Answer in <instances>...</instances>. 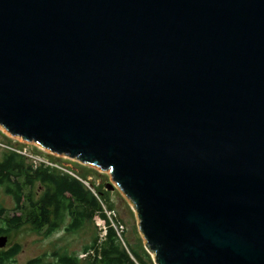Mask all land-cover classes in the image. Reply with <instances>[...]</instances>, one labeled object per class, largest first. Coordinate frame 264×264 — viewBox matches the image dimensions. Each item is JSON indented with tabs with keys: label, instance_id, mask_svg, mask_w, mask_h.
I'll list each match as a JSON object with an SVG mask.
<instances>
[{
	"label": "water",
	"instance_id": "1",
	"mask_svg": "<svg viewBox=\"0 0 264 264\" xmlns=\"http://www.w3.org/2000/svg\"><path fill=\"white\" fill-rule=\"evenodd\" d=\"M0 127L107 172L154 264H264V0H0Z\"/></svg>",
	"mask_w": 264,
	"mask_h": 264
},
{
	"label": "trees",
	"instance_id": "2",
	"mask_svg": "<svg viewBox=\"0 0 264 264\" xmlns=\"http://www.w3.org/2000/svg\"><path fill=\"white\" fill-rule=\"evenodd\" d=\"M69 172L43 163L33 165L14 151L4 154L0 159V186L12 199L13 210L19 212L10 222L12 227L16 230L22 225H29L33 231L49 235L67 222L66 232H76L98 214L105 221L106 233L94 258L81 259L66 252L54 251L50 254L54 264H135L134 258L139 264H150L134 249L123 247L104 212L102 197L105 193L101 188L89 181L87 175L77 174L74 170ZM107 207L112 208L111 204ZM98 238L95 237L89 247H97L94 244H98ZM19 251L17 244L12 255ZM145 255L148 259L149 255L144 251ZM42 258L30 259L26 264H51Z\"/></svg>",
	"mask_w": 264,
	"mask_h": 264
},
{
	"label": "rangeland",
	"instance_id": "3",
	"mask_svg": "<svg viewBox=\"0 0 264 264\" xmlns=\"http://www.w3.org/2000/svg\"><path fill=\"white\" fill-rule=\"evenodd\" d=\"M14 151L22 152V156L33 165L40 163L51 166L59 171L74 170L77 174L83 173L87 175V179L92 181L95 186H99L103 193L102 206L110 225L115 227L123 247L134 249L138 255H142L147 263H153V254L148 253L145 249V242L137 227V217L129 200L119 191L107 172L92 166L83 165L78 161L66 159L62 156L55 155L47 150H42L32 142H26L21 138H15L6 133L0 127V159L4 154ZM3 189L0 188V196H2ZM0 201L1 205L7 208L9 212L14 211V203L9 196H3ZM106 204V205H104ZM107 204H111L112 208H108ZM16 213V212H15ZM19 214V213H16ZM93 220L88 221L81 229L76 232H66L65 223L60 228L49 235H44L42 232H35L29 225H22L10 234V240L20 247L19 253L14 257V261L10 264H26L28 260L33 258H42L47 263L54 264V259H51L50 254L54 251L66 252L67 254L76 255L81 259H93L96 252L100 248V242L104 236L105 231L103 226L106 227L103 218L99 215H94ZM99 236L97 247H89L94 238ZM87 248L85 251L84 248ZM144 251L146 255L144 257ZM93 254V255H92ZM135 264L136 262L134 258Z\"/></svg>",
	"mask_w": 264,
	"mask_h": 264
},
{
	"label": "flooded vegetation",
	"instance_id": "4",
	"mask_svg": "<svg viewBox=\"0 0 264 264\" xmlns=\"http://www.w3.org/2000/svg\"><path fill=\"white\" fill-rule=\"evenodd\" d=\"M0 188H2L0 186ZM4 194L0 196V201H2L4 198L3 196H8L4 190H2ZM10 197V196H9ZM0 209L2 210V213L0 214V236H6L7 242L4 247L0 248V264H10V262L14 261V257L19 253H16L12 255V252L14 250V246L17 245L16 243L11 242L10 240V234H12L15 229L12 227L11 220L14 218L15 215H18L16 211L9 212L7 211L4 206L0 203ZM16 212V213H15ZM21 250V249H20ZM7 258V259H4Z\"/></svg>",
	"mask_w": 264,
	"mask_h": 264
},
{
	"label": "built area",
	"instance_id": "5",
	"mask_svg": "<svg viewBox=\"0 0 264 264\" xmlns=\"http://www.w3.org/2000/svg\"><path fill=\"white\" fill-rule=\"evenodd\" d=\"M39 147V146H38ZM40 148V147H39ZM41 149V148H40ZM42 150H44V149H42ZM17 153L18 154H21L22 155V152H20V151H17ZM36 165V164H35ZM46 165V164H45ZM66 172H69L68 170L66 171ZM69 173H71V172H69ZM103 228H104V230L103 231H105V226H103ZM115 228V227H114ZM116 229V228H115ZM117 230V229H116ZM105 233H106V231H105ZM104 233V234H105ZM93 255V254H92Z\"/></svg>",
	"mask_w": 264,
	"mask_h": 264
}]
</instances>
